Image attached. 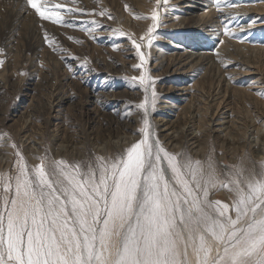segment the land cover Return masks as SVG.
<instances>
[{
	"label": "rangeland",
	"instance_id": "1",
	"mask_svg": "<svg viewBox=\"0 0 264 264\" xmlns=\"http://www.w3.org/2000/svg\"><path fill=\"white\" fill-rule=\"evenodd\" d=\"M17 1L0 0V175L15 176L17 151L32 166L48 154L79 163L83 171L96 167L97 157L124 153L142 137L144 113L137 105L146 95L145 86L132 78L145 71L150 78L147 95L156 92L148 113L150 131L165 150L177 154L181 163L189 157L200 161L206 173L211 161L220 179L231 178L226 174L232 168L226 166L242 170L243 178L264 170V13L250 9L264 0H221L219 6L215 0H167L159 6L156 0H53L84 9L83 14L64 13L71 27L42 20L26 0ZM184 1L208 4L194 18L192 9H184L189 14L180 10ZM153 9L158 24L151 44L146 37L141 46L146 63L137 68L141 61L129 36L139 42L152 24ZM179 53L214 54L216 59L212 66L199 62L192 68L196 59L177 65L172 61ZM60 98L67 99L59 103ZM222 111L226 118H209ZM221 121L225 124L217 125ZM168 125L177 126L169 139ZM194 135L197 139L187 141ZM259 148L258 156L252 153ZM233 195L228 188H209L212 201L231 205Z\"/></svg>",
	"mask_w": 264,
	"mask_h": 264
},
{
	"label": "snow or ice",
	"instance_id": "2",
	"mask_svg": "<svg viewBox=\"0 0 264 264\" xmlns=\"http://www.w3.org/2000/svg\"><path fill=\"white\" fill-rule=\"evenodd\" d=\"M26 3L42 20L69 27L64 13L84 12L53 0ZM151 20L139 42L129 36L137 68L146 63L141 46L152 42L156 9ZM132 80L145 86L142 137L118 157H97L83 171L47 155L32 166L17 151L15 176L0 175V264H264V170L243 178L226 166L231 178L220 179L211 161L207 173L190 157L181 163L153 139L156 92L147 95L146 71ZM209 188H228L231 205L210 200Z\"/></svg>",
	"mask_w": 264,
	"mask_h": 264
},
{
	"label": "bare ground",
	"instance_id": "3",
	"mask_svg": "<svg viewBox=\"0 0 264 264\" xmlns=\"http://www.w3.org/2000/svg\"><path fill=\"white\" fill-rule=\"evenodd\" d=\"M19 1V0H18ZM17 1V2H18ZM191 1V0H190ZM22 2H23V0H22ZM9 3H11V2H9ZM84 3V2H83ZM191 3V2H190ZM193 3V2H192ZM223 3V2H222ZM1 4V3H0ZM4 4V3H3ZM85 4V3H84ZM185 4V5H184ZM208 4V3H207ZM206 3H203V2H199V3H196V6L195 5H193V4H189V2H183V6L182 7H179L180 8V10L182 11V12H186L187 13V11L186 10H184V9H187V10H189V9H192V11H194V12H191L193 15H191L192 17H194V18H196L198 15H199V11H202V9L203 8H201L200 9V6H206L207 5ZM229 4V3H228ZM19 5H20V2H19ZM211 5V4H210ZM4 6H5V4H4ZM6 6H8V4H6ZM5 6V8H7ZM12 6V5H11ZM251 6H252V4H251ZM9 7V6H8ZM17 7V6H16ZM207 7V6H206ZM225 7V6H224ZM253 7V6H252ZM2 8H3V6H2ZM12 8V7H11ZM20 8V7H19ZM26 8V7H25ZM218 8H220V7H218ZM221 8H222V6H221ZM234 9L236 8V7H233ZM232 8V9H233ZM247 8V7H246ZM227 9V8H226ZM231 9V8H230ZM237 9H239L238 7H237ZM250 9H253V11L256 13V12H258V13H264V5H261V6H258V7H255V8H250ZM1 10V9H0ZM8 10H9V8H8ZM20 10V9H19ZM196 10H198V12L196 11ZM212 10V9H211ZM225 10V9H224ZM10 11V10H9ZM205 11V10H204ZM209 11V10H208ZM226 11V10H225ZM238 11H240V9L238 10ZM245 11H249V10H245ZM220 12V11H219ZM241 12V11H240ZM15 13V12H14ZM20 13L21 12H17L16 13V17H18L19 15H20ZM204 13V12H203ZM202 13V14H203ZM209 13V12H208ZM217 13V12H216ZM227 13V12H226ZM230 13V12H229ZM250 13V12H249ZM187 14H189V13H187ZM201 14V15H202ZM205 14V13H204ZM212 14V13H211ZM248 14V13H247ZM246 14V15H247ZM206 15V14H205ZM209 16V15H208ZM234 16V15H233ZM261 16V15H260ZM31 17V16H30ZM201 17V16H200ZM211 17H212V15H211ZM213 17H215V16H213ZM212 17V18H213ZM230 17V16H229ZM204 18V17H203ZM198 19V18H197ZM222 19V18H221ZM241 19V18H240ZM244 20V19H243ZM182 21V20H181ZM176 22V21H175ZM183 23V22H182ZM202 23V22H201ZM204 23V22H203ZM207 23V22H206ZM178 24H180V23H178ZM217 24V23H216ZM251 24V23H250ZM206 25V24H205ZM264 25V24H263ZM13 26V25H12ZM192 26H194V25H192ZM196 27H193V29L194 30H198V28L200 27V24L198 25H195ZM231 26V25H230ZM179 27H181L180 25H179ZM207 27V26H206ZM236 27V26H235ZM244 27V26H243ZM252 27V26H251ZM188 28V27H187ZM202 28V27H201ZM200 28V29H201ZM206 30V29H205ZM235 30V29H234ZM200 31V30H199ZM209 34V33H208ZM224 36V35H223ZM213 38V37H212ZM223 38V37H222ZM224 44V43H223ZM201 46V45H200ZM221 46H223V45H221ZM227 46V45H226ZM240 46V45H239ZM242 46V45H241ZM176 47H179V45L178 46H176ZM235 47V46H234ZM175 48V47H174ZM222 48H224L225 49V47L223 46ZM221 48V49H222ZM245 48V47H244ZM249 48V47H248ZM247 48V49H248ZM238 49V48H237ZM240 49V48H239ZM257 49V48H256ZM256 49H254V50H256ZM226 50V49H225ZM224 50V51H225ZM249 50H251V49H249ZM249 50L247 51V52H249ZM253 50V51H254ZM264 50V49H263ZM203 51V50H202ZM227 51H228V48H227ZM237 51V50H236ZM193 52V51H192ZM196 52V51H195ZM204 53H206V51H203ZM208 52V51H207ZM223 52V51H222ZM232 52V51H231ZM233 52H235V51H233ZM232 52V53H233ZM238 52V51H237ZM256 52V51H255ZM257 52H258V50H257ZM194 53V52H193ZM193 53H191V54H188V56L186 57V54L185 53H179L180 55H179V57L178 58H174L172 61L174 62V60H175V64L177 65L178 63L180 64V62H181V64H182V61L184 60V59H186V58H188V57H190L191 58V60H193V59H196V62H194V63H192V64H190V67H192V68H194V66L197 64V63H199L200 62V65H202L201 67H203L204 66V63H207V64H209L208 66H212L213 64H211L212 62H213V58H215L216 56H214V54L212 55V54H209V55H203V56H200V55H196V54H193ZM197 53V52H196ZM213 53V52H212ZM228 53V52H227ZM230 53V52H229ZM249 53H251V52H249ZM217 54V53H216ZM224 54H225V52H224ZM234 54H238V53H234ZM244 54L246 55V53H245V51H244ZM243 54V55H244ZM253 54H254V52H253ZM178 55V54H177ZM176 55V56H177ZM226 55H228V54H226ZM231 55V54H230ZM233 55V54H232ZM239 55V54H238ZM244 55V56H245ZM256 55V54H255ZM258 55V54H257ZM263 55V54H262ZM220 56V55H219ZM223 56V55H222ZM247 56V55H246ZM258 56H260V55H258ZM257 56V57H258ZM172 57V56H171ZM181 57H183V58H181ZM233 57H234V55H233ZM232 56H231V59L233 58ZM241 57H242V55H241ZM248 57V56H247ZM252 57V56H251ZM256 57V56H255ZM167 58H169V57H167ZM224 58V57H223ZM236 58V57H235ZM234 58V59H235ZM238 58V57H237ZM165 59V58H164ZM216 59V58H215ZM228 59H229V57H228ZM245 60H246V58H244ZM253 59V58H252ZM190 60V61H191ZM242 60V59H241ZM249 60V59H248ZM216 61V60H215ZM238 61V60H237ZM237 61H236V63H237ZM253 61V60H252ZM185 62H187V60L185 61ZM241 62V61H240ZM246 62V61H245ZM188 63V62H187ZM191 63V62H190ZM217 63V62H216ZM215 63V64H216ZM242 63H243V60H242ZM251 63V62H250ZM184 65H185V63H183ZM189 64V63H188ZM214 64V65H215ZM241 64V63H240ZM254 64V63H253ZM192 65V66H191ZM199 65V66H200ZM217 65V64H216ZM215 65V66H216ZM250 65H252V64H249V66ZM255 65V64H254ZM172 66V65H171ZM186 66V65H185ZM207 66V67H208ZM244 66H247V62H246V65H244ZM253 66V65H252ZM251 66V67H252ZM256 66V65H255ZM182 67H184V66H182ZM189 67V68H190ZM197 67V66H196ZM199 68V67H198ZM249 68V67H248ZM255 68V67H254ZM257 68V67H256ZM200 69V68H199ZM218 69V68H217ZM248 70H250V69H248ZM255 70V69H254ZM258 70V69H257ZM187 71H189V70H187ZM196 71V70H195ZM247 71V70H246ZM256 71V70H255ZM259 71V70H258ZM254 71H252V73H253ZM256 73H260V72H256ZM262 73V72H261ZM215 74V73H214ZM222 74V73H221ZM245 75V74H244ZM247 75V74H246ZM249 75H250V73H249ZM263 75H264V73H263ZM208 76V75H207ZM214 76V75H213ZM216 76V75H215ZM262 76V75H261ZM221 78V77H220ZM230 78V77H229ZM200 79H202L201 77H200ZM223 79V78H222ZM257 79V78H256ZM217 80V79H216ZM260 81V80H259ZM195 82V81H194ZM213 82V81H212ZM254 82V81H253ZM212 87V86H211ZM241 90V89H240ZM264 90V89H263ZM212 91H213V89H212ZM218 91V90H217ZM242 91V90H241ZM259 91H260V89H259ZM245 92V91H244ZM210 93V92H209ZM199 94V93H198ZM207 94V93H206ZM211 94V93H210ZM210 94H207V95H210ZM217 94V93H216ZM246 95V94H245ZM61 96V95H60ZM193 96V95H192ZM243 96V95H242ZM61 97H63V96H61ZM198 97V96H197ZM211 97V96H210ZM59 98V97H58ZM196 98V97H195ZM212 98H214V97H212ZM242 98H244V97H242ZM259 98V97H258ZM65 99H67V98H64V100ZM207 99V98H206ZM241 99V98H240ZM245 99H246V97H245ZM245 99H243L244 100V102H245ZM63 99L62 98H60V99H58V101L57 102H61ZM63 100V101H64ZM242 100V99H241ZM247 100V99H246ZM251 100V99H250ZM66 101V100H65ZM197 101V100H196ZM217 101V100H216ZM258 102H259V100H257ZM240 102V101H239ZM238 102V103H239ZM252 102V101H251ZM250 102V103H251ZM219 103H221V102H219ZM246 103H248V102H246ZM257 103V102H256ZM225 104V103H224ZM240 104H244V103H240ZM211 105H212V103H211ZM220 105V104H219ZM263 105V104H262ZM203 106V105H202ZM224 106V105H223ZM172 107H174V106H172ZM171 106H170V110H171V108H172ZM254 107V106H253ZM260 107V106H259ZM202 108V107H201ZM207 108V107H206ZM218 107H216V109H217ZM223 108V107H222ZM221 108V109H222ZM257 108V107H256ZM264 108V107H263ZM243 109V108H242ZM192 110V109H191ZM220 111V110H219ZM250 111V110H249ZM249 111H247V112H249ZM174 112V111H173ZM183 112V111H182ZM196 112V111H195ZM264 112V111H263ZM190 113V112H189ZM194 113V111L192 112V114ZM216 113V112H215ZM172 114H174V113H172ZM182 114H184V113H182ZM244 114V113H243ZM256 114V113H255ZM195 115H197V114H195ZM194 115V116H195ZM232 115V114H231ZM257 115H258V113H257ZM246 116V115H245ZM251 116V115H250ZM192 117H193V115H192ZM192 117H191V119H192ZM206 117V116H205ZM241 117V116H240ZM259 118H260V116H258ZM180 118V117H179ZM183 118H185V117H183ZM186 118H189V117H186ZM193 118H195V117H193ZM209 118H218V119H220V120H222V118H226L225 116H224V112L222 111V112H218L216 115H214V114H212V116L210 115L209 116ZM237 118H239V116L237 117ZM252 118V117H251ZM190 120V119H189ZM251 120H253V119H251ZM250 120V121H251ZM87 121V120H86ZM161 121V120H160ZM164 121H166V120H164ZM183 120H181V122H182ZM186 121H188V120H186ZM236 121V120H235ZM246 121V120H245ZM257 121V120H256ZM259 121V120H258ZM191 122V121H190ZM207 122V121H206ZM209 122V121H208ZM214 122V121H213ZM225 122V121H224ZM224 122H217V125H219V124H225ZM162 123H164V122H162ZM172 124H173V122H171ZM227 123V122H226ZM125 124V123H124ZM123 124V125H124ZM129 124V123H128ZM165 124V123H164ZM170 124V123H169ZM186 124V123H185ZM193 124V123H192ZM197 124V123H196ZM207 124V123H206ZM127 125V124H126ZM158 125V124H157ZM160 125V124H159ZM122 126V125H121ZM130 126V125H129ZM172 125H170V127H171ZM230 126V125H229ZM248 126V125H247ZM127 127V126H126ZM169 127V125H168V127H166L165 128V131L166 130H171V132L170 133H168V134H166V136L168 137L167 139H169V138H172L173 136V134L174 133H176L177 132V129H176V127L174 128V126H173V128L171 127L170 128ZM117 128V127H116ZM120 128V127H119ZM188 128V127H187ZM110 129V128H109ZM219 129V128H218ZM222 129H224V128H222ZM234 129V128H233ZM123 130V129H122ZM187 130V129H186ZM217 130V129H216ZM227 130V129H226ZM110 131V130H109ZM203 131V130H202ZM94 132V131H93ZM103 132H105V131H103ZM223 132V131H222ZM252 132V131H251ZM34 133V132H33ZM119 133V132H118ZM117 133V134H118ZM129 133V132H128ZM31 134V133H30ZM116 134V133H115ZM33 135V134H32ZM31 135V136H32ZM111 135V134H110ZM205 135V134H204ZM262 135V134H261ZM172 136V137H171ZM175 136V135H174ZM224 136V135H223ZM99 137V136H98ZM164 137H165V135H164ZM187 137H188V135H187ZM226 137V136H225ZM124 138H127L126 136L124 137ZM156 138V137H155ZM98 139V138H97ZM177 139V138H176ZM192 139H197V137L194 135V136H192L190 139L188 138L187 139V141H191ZM206 139V138H205ZM1 140V139H0ZM92 140V139H91ZM213 140H214V138H213ZM236 141V140H235ZM194 142V141H193ZM233 142V141H232ZM260 142V141H259ZM4 144V143H3ZM261 144V143H260ZM2 145V144H1ZM128 145V144H127ZM195 145V144H194ZM202 145V144H201ZM204 145V144H203ZM179 147V146H178ZM182 149V148H181ZM203 149V148H202ZM254 150V149H253ZM185 151V150H184ZM258 151H260V148L257 150H254V151H252V153H254V154H256L257 156L259 155V153L260 152H258ZM2 155V154H1ZM48 155V154H47ZM204 155V154H203ZM264 160V159H263ZM254 161V160H253ZM221 162V161H220ZM244 167V166H243ZM242 171V170H241ZM243 173V172H242ZM244 176H245V174H244ZM217 191V190H216Z\"/></svg>",
	"mask_w": 264,
	"mask_h": 264
}]
</instances>
